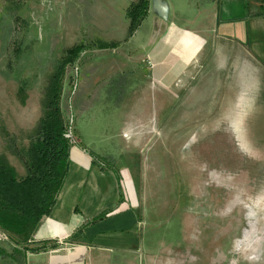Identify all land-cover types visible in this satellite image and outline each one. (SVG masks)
<instances>
[{
  "label": "rangeland",
  "instance_id": "374dc122",
  "mask_svg": "<svg viewBox=\"0 0 264 264\" xmlns=\"http://www.w3.org/2000/svg\"><path fill=\"white\" fill-rule=\"evenodd\" d=\"M69 7L0 0V164L20 178L14 149L37 137L49 83L83 44L62 30ZM88 50L66 68L61 110L89 155L136 183L143 257L119 264H264L260 62L219 41L191 80L159 85L132 51Z\"/></svg>",
  "mask_w": 264,
  "mask_h": 264
},
{
  "label": "crops",
  "instance_id": "0c3cea01",
  "mask_svg": "<svg viewBox=\"0 0 264 264\" xmlns=\"http://www.w3.org/2000/svg\"><path fill=\"white\" fill-rule=\"evenodd\" d=\"M60 1L70 6L62 30L80 32L85 51H132L159 85L191 80L219 41L238 45L264 67V0H149L148 15L130 39L126 14L137 0ZM139 31L147 35L139 37ZM77 140L51 214L27 244L0 242V264H119L143 257L133 177L118 164L102 167ZM106 212L105 219L90 223Z\"/></svg>",
  "mask_w": 264,
  "mask_h": 264
},
{
  "label": "trees",
  "instance_id": "16d2710c",
  "mask_svg": "<svg viewBox=\"0 0 264 264\" xmlns=\"http://www.w3.org/2000/svg\"><path fill=\"white\" fill-rule=\"evenodd\" d=\"M149 12V0H137L127 10L130 28L127 39L134 36ZM116 44L100 45L102 49ZM84 45L70 49L60 62L47 92L45 115L38 125L37 137L25 151L14 149L24 161L27 175L18 177L16 171L0 164V228L11 236L12 242L27 244L51 214L69 172L72 145L65 138L66 121L61 110V93L66 68L79 60ZM106 212L91 221L96 223ZM42 249H33L38 252Z\"/></svg>",
  "mask_w": 264,
  "mask_h": 264
},
{
  "label": "built area",
  "instance_id": "2783aa9c",
  "mask_svg": "<svg viewBox=\"0 0 264 264\" xmlns=\"http://www.w3.org/2000/svg\"><path fill=\"white\" fill-rule=\"evenodd\" d=\"M72 119H74V116H72ZM72 123H73V120L71 121V124L68 127H66V131L67 129L68 131L65 137L70 140V144L72 145V147H75L77 142H76V137H75V129H73ZM0 242H5V243L12 242L11 236L7 232L3 231L1 228H0Z\"/></svg>",
  "mask_w": 264,
  "mask_h": 264
}]
</instances>
